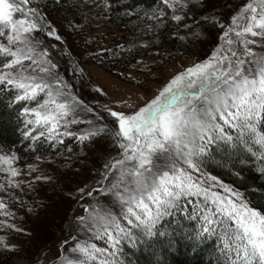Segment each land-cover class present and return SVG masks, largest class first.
<instances>
[{
  "label": "snow or ice",
  "instance_id": "1",
  "mask_svg": "<svg viewBox=\"0 0 264 264\" xmlns=\"http://www.w3.org/2000/svg\"><path fill=\"white\" fill-rule=\"evenodd\" d=\"M118 5L135 29L130 48L116 46L122 51L150 50L165 36L207 45L131 110L81 97L56 53L70 57L73 77L84 70L49 19L62 11L66 29L79 35ZM0 104L36 161H46L45 145L68 170L75 158L89 159L85 149L94 153L92 178L81 162L75 174L85 182L64 193L79 210L67 234L32 264H138L141 250L165 264L181 241L195 248L209 239L217 242V264H264V206L210 171L214 164L240 177L254 166L264 177V0H0ZM15 143L0 144L4 233L24 231L16 209L32 214L24 197L54 181L39 163H22ZM251 191L264 196V188ZM0 250L18 251L6 236Z\"/></svg>",
  "mask_w": 264,
  "mask_h": 264
},
{
  "label": "rangeland",
  "instance_id": "2",
  "mask_svg": "<svg viewBox=\"0 0 264 264\" xmlns=\"http://www.w3.org/2000/svg\"><path fill=\"white\" fill-rule=\"evenodd\" d=\"M219 6L222 7V4ZM49 19L60 29L62 35L66 37L68 48L71 50L72 56L77 61V66L84 70L82 78L73 77L70 69L72 64L69 63L70 57H60L59 53H56L57 57L61 60V71L67 70V75L72 80L76 90L83 99L87 102L100 105L104 104H116L120 103L121 107L126 110L129 105H142L144 101L152 98L157 94L158 90L171 78V76L183 66L190 64L192 61L202 58L203 48L207 45H201L199 42L189 41L187 48L180 54L179 57L170 59L165 64L162 63V59L158 57L142 58L139 61L142 63L133 65L128 71H123L121 68L105 69L99 66L95 62L82 61L83 49L96 48L95 51H101L104 49H111L120 41L123 32L119 27H111L105 23L106 19H95L89 26L81 33V42L85 45H81L77 49L74 47V40L65 32L64 28L58 25L57 19L49 15ZM64 30V31H63ZM216 34L213 33V37ZM86 38L91 39L90 44H85L83 41ZM147 65V69H145ZM155 65H158L155 66ZM116 67V65H114ZM152 67L156 68L155 70ZM101 89L100 93L94 91V89ZM90 159L83 161L88 166L87 178L91 179L90 166L94 153L90 152ZM49 161V160H47ZM46 161V162H47ZM29 163H39L40 170L47 171L45 167V161L38 162L35 159ZM84 170L82 169V172ZM85 182V175H78L73 181H66L63 184L64 188L62 192L51 201L48 208H43L40 211L38 217L29 224L24 221L23 223L15 224L18 228L23 229V232H12L13 236H18L23 245L20 246L17 238L6 236L5 234L0 236H6L7 242L10 245H15L17 249H20L18 256L13 257L9 264H32L36 258V254L41 249L48 250L54 249L57 245L59 238L67 234L65 225L68 223V218L73 215L75 209L74 202H70L64 193L68 189H74L77 184ZM17 212V211H16ZM63 229V231H62ZM26 233H30L26 234ZM17 252V251H16ZM26 257V258H25Z\"/></svg>",
  "mask_w": 264,
  "mask_h": 264
},
{
  "label": "trees",
  "instance_id": "3",
  "mask_svg": "<svg viewBox=\"0 0 264 264\" xmlns=\"http://www.w3.org/2000/svg\"><path fill=\"white\" fill-rule=\"evenodd\" d=\"M130 3H137L139 0H129ZM146 3L147 0H144ZM122 9L117 6L116 11H114L110 18H107L105 23L109 24L111 27H119L123 35L107 53L103 50L95 51L96 48H85L84 44L81 42V34H77L75 31H68L66 29L67 21L63 19L64 13L62 11H50L49 15L56 18L59 26L64 28L65 32H69V36L74 40V47L77 49L79 46H83L84 53L81 56L82 61L95 62L99 66L105 69L111 68H121L123 71H128L133 65H136L137 61L142 58H150L151 56L155 59H162V63H166L170 59L177 58L180 54L187 48L188 44L179 39H169L167 36L162 38V42L157 45V47L152 49H132L131 52L126 50L122 51L118 49L117 45H125L126 48H130L134 42L135 29L128 25L127 18L119 15ZM63 30V31H64ZM183 34V33H181ZM144 39H147L146 37ZM159 52V55L156 53ZM91 53H99L100 57L97 59ZM151 57V58H152ZM116 65V67L114 66ZM158 67V65H155ZM153 70L156 68L152 67ZM19 133L16 131V123L14 115L10 113V110L6 109L3 104H0V144L5 146H11L15 143V147L20 149L22 156V163H29L35 159V154H32L26 150H23V146L18 143ZM75 147V146H74ZM45 146H41V151L46 157V161H54L49 164L45 161V167L47 169L46 174L54 177L53 185L45 184L41 182L37 191L30 192L24 199L28 204L34 209L32 214H29L23 208H17V219L16 222L23 223L24 221L31 224L32 221L38 217V213L45 209L41 207V203L49 207V203L58 196L62 189L63 184L66 181H73L78 175L75 174L76 169L81 167V162L86 161L85 157L81 156L75 158L71 161L72 168L68 170L64 167V160L61 157H57L54 154H49ZM79 151V149H76ZM87 155L90 159V153L85 149ZM88 160V159H87ZM210 171L212 174L217 175L224 183L233 185L238 188L241 192H244L252 200L253 204L256 206H264V196L259 192H252V188H264V177H261L258 172L255 171L254 166L245 167L241 171V176L237 177L229 171L227 167H219L216 165H210ZM46 207V208H48ZM44 208V209H43ZM7 234L6 236H11L12 238H17L20 246H24L22 241L19 240L18 236H13L12 233H4L0 231V235ZM25 247V246H24ZM21 250L18 249L17 252H9L0 250V264H9L10 260L18 256ZM20 256V254H19ZM219 253L217 250V242L214 239H209L193 248L191 243L188 241H181L178 251H173L171 254L163 257L165 264H217ZM134 259L137 260L138 264H155V258L152 256L150 251L141 250L137 253Z\"/></svg>",
  "mask_w": 264,
  "mask_h": 264
}]
</instances>
